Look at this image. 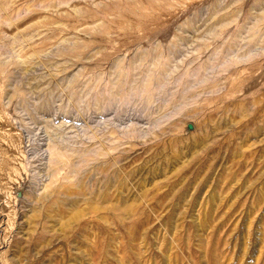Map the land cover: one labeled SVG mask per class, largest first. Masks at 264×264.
Segmentation results:
<instances>
[{"label": "rangeland", "instance_id": "1", "mask_svg": "<svg viewBox=\"0 0 264 264\" xmlns=\"http://www.w3.org/2000/svg\"><path fill=\"white\" fill-rule=\"evenodd\" d=\"M0 264H264V0H0Z\"/></svg>", "mask_w": 264, "mask_h": 264}, {"label": "bare ground", "instance_id": "2", "mask_svg": "<svg viewBox=\"0 0 264 264\" xmlns=\"http://www.w3.org/2000/svg\"><path fill=\"white\" fill-rule=\"evenodd\" d=\"M93 207H94V206H93ZM95 207H96V206H95ZM95 207H94V208H95ZM71 214H72V212H71ZM74 214H75V213H74ZM74 214H73V215H74Z\"/></svg>", "mask_w": 264, "mask_h": 264}]
</instances>
